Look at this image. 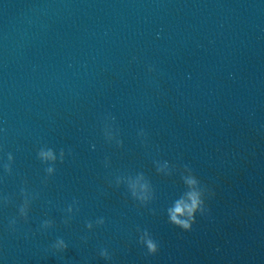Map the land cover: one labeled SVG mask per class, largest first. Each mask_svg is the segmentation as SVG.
I'll list each match as a JSON object with an SVG mask.
<instances>
[{"label": "water", "instance_id": "obj_1", "mask_svg": "<svg viewBox=\"0 0 264 264\" xmlns=\"http://www.w3.org/2000/svg\"><path fill=\"white\" fill-rule=\"evenodd\" d=\"M0 264H264V0H0Z\"/></svg>", "mask_w": 264, "mask_h": 264}, {"label": "clouds", "instance_id": "obj_2", "mask_svg": "<svg viewBox=\"0 0 264 264\" xmlns=\"http://www.w3.org/2000/svg\"><path fill=\"white\" fill-rule=\"evenodd\" d=\"M216 194L213 193V196ZM191 203H185L183 201H179L176 203L173 210H170V219L171 222L174 223L177 227L185 230L186 232L193 231V226L197 223L196 219V212L200 210L201 201L199 200L198 196L191 195L190 196ZM187 217L185 219H182L181 217ZM16 221H12V224H15ZM148 248L151 250L152 253L157 252L156 245L149 240L148 242ZM60 244L62 245L63 252H65L68 248V245L63 242V240L60 241ZM106 255V254H105Z\"/></svg>", "mask_w": 264, "mask_h": 264}]
</instances>
